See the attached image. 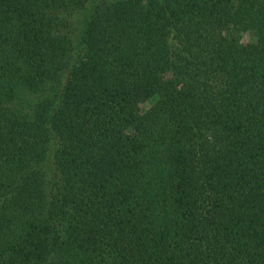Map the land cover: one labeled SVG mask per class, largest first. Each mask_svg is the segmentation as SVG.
Returning a JSON list of instances; mask_svg holds the SVG:
<instances>
[{
    "label": "trees",
    "instance_id": "trees-1",
    "mask_svg": "<svg viewBox=\"0 0 264 264\" xmlns=\"http://www.w3.org/2000/svg\"><path fill=\"white\" fill-rule=\"evenodd\" d=\"M89 2L0 0V264H264V0Z\"/></svg>",
    "mask_w": 264,
    "mask_h": 264
},
{
    "label": "rangeland",
    "instance_id": "rangeland-1",
    "mask_svg": "<svg viewBox=\"0 0 264 264\" xmlns=\"http://www.w3.org/2000/svg\"><path fill=\"white\" fill-rule=\"evenodd\" d=\"M112 1H115V0H112ZM95 2H96V0H90V2L87 4V7L84 9V10H82L83 11V13L84 14H86L85 16V18L83 17V25H84V28H83V30H85V28H86V25L88 24V18L90 17L91 18V16H92V3L93 4H95ZM82 15H80V17H81ZM85 23H87L86 25H85ZM85 33V32H84ZM250 40V34L249 33H245V34H243V41L244 42H248ZM85 42H86V38L84 37V34L82 35V46L84 47L85 46ZM88 42V41H87ZM151 102H149V101H147V102H143L140 106H141V110L142 111H146V110H148L149 108H150V106H151ZM129 135H133L134 134V131H132V130H130L129 132Z\"/></svg>",
    "mask_w": 264,
    "mask_h": 264
}]
</instances>
